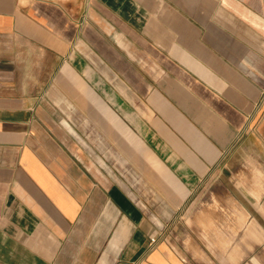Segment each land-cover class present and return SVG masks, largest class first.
I'll list each match as a JSON object with an SVG mask.
<instances>
[{"label":"crops","instance_id":"obj_1","mask_svg":"<svg viewBox=\"0 0 264 264\" xmlns=\"http://www.w3.org/2000/svg\"><path fill=\"white\" fill-rule=\"evenodd\" d=\"M0 264H264V0H0Z\"/></svg>","mask_w":264,"mask_h":264},{"label":"rangeland","instance_id":"obj_2","mask_svg":"<svg viewBox=\"0 0 264 264\" xmlns=\"http://www.w3.org/2000/svg\"><path fill=\"white\" fill-rule=\"evenodd\" d=\"M243 156L241 155V153H237L236 157H235V162L236 164L239 165H243V164H254V154L252 152H246L247 156H245L246 154H244L242 152ZM178 234V231L175 230V225L173 226V233H171V236L174 239H176V236Z\"/></svg>","mask_w":264,"mask_h":264}]
</instances>
